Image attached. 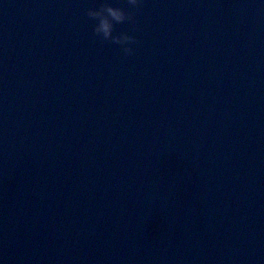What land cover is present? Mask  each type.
I'll list each match as a JSON object with an SVG mask.
<instances>
[{
	"label": "water",
	"instance_id": "water-1",
	"mask_svg": "<svg viewBox=\"0 0 264 264\" xmlns=\"http://www.w3.org/2000/svg\"><path fill=\"white\" fill-rule=\"evenodd\" d=\"M0 0V264H264V0Z\"/></svg>",
	"mask_w": 264,
	"mask_h": 264
},
{
	"label": "clouds",
	"instance_id": "clouds-1",
	"mask_svg": "<svg viewBox=\"0 0 264 264\" xmlns=\"http://www.w3.org/2000/svg\"><path fill=\"white\" fill-rule=\"evenodd\" d=\"M129 5L138 6L140 0H128ZM87 15L94 21V32L104 41H111L121 46L126 55H132L135 51L133 45L136 37L130 32L114 34L116 24L131 22L132 14L125 8L109 3L108 0H102L98 6L88 9Z\"/></svg>",
	"mask_w": 264,
	"mask_h": 264
}]
</instances>
